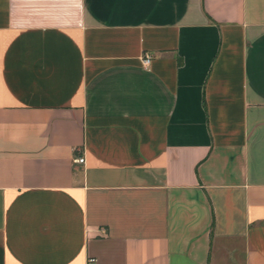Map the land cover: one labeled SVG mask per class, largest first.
<instances>
[{"label": "crops", "instance_id": "1", "mask_svg": "<svg viewBox=\"0 0 264 264\" xmlns=\"http://www.w3.org/2000/svg\"><path fill=\"white\" fill-rule=\"evenodd\" d=\"M240 261L264 264V0H0V264Z\"/></svg>", "mask_w": 264, "mask_h": 264}, {"label": "built area", "instance_id": "2", "mask_svg": "<svg viewBox=\"0 0 264 264\" xmlns=\"http://www.w3.org/2000/svg\"><path fill=\"white\" fill-rule=\"evenodd\" d=\"M140 59H141V63L143 65H147L150 61V55L148 53L144 52V53H142ZM73 161L77 164H82L83 163V157L78 156V157L74 158ZM88 261H90V260H88Z\"/></svg>", "mask_w": 264, "mask_h": 264}, {"label": "rangeland", "instance_id": "3", "mask_svg": "<svg viewBox=\"0 0 264 264\" xmlns=\"http://www.w3.org/2000/svg\"><path fill=\"white\" fill-rule=\"evenodd\" d=\"M240 264H241V261H240Z\"/></svg>", "mask_w": 264, "mask_h": 264}]
</instances>
